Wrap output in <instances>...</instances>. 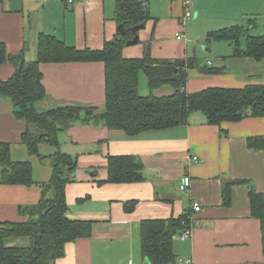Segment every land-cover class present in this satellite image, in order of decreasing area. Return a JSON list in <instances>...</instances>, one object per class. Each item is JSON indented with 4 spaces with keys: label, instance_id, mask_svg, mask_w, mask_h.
<instances>
[{
    "label": "crops",
    "instance_id": "obj_1",
    "mask_svg": "<svg viewBox=\"0 0 264 264\" xmlns=\"http://www.w3.org/2000/svg\"><path fill=\"white\" fill-rule=\"evenodd\" d=\"M143 2L150 17L136 31L138 41L123 48L126 58L143 57L147 48L154 59L194 58L197 67L188 70L187 92L264 82L263 60L235 56L230 41L208 40L210 32L226 26L242 25L254 34L264 22V0H192L194 17L183 27V0ZM116 3L3 0L0 42L11 54L23 52L26 60L37 58L41 33L78 49H102L121 29L115 19ZM179 32L181 39L176 35ZM242 43L245 45L244 40ZM203 67L220 71L205 73ZM40 69L46 96L36 103L39 111L60 106L96 107V114L104 111V62H44ZM14 71L10 62L0 63L3 80ZM168 85L151 91L146 72L139 73L142 95L172 94L175 89ZM14 111L12 101L0 96V141L11 143L14 161L31 162L34 183H3L0 164V222L27 220L29 215L21 212V207L40 202L42 184L50 180L53 171L49 159L42 161L38 154L36 158L29 153L21 138L26 124ZM257 135H264V116L216 125L210 124L202 111L193 112L187 124L137 135L95 120L78 121L60 132L59 149L78 161L74 181L66 188L67 214L71 219L93 221V230L90 237L68 243L65 255L51 264H145L142 220L178 217L185 212L191 235L186 239L175 235L176 264H183L180 258H191L192 264H264L261 221L253 216L250 201L251 189L264 194V153L247 142L248 137ZM56 151L48 142L39 146L43 156ZM126 154L143 163V180L100 183L108 176V156ZM195 156L198 159H193ZM186 175L191 177V185L182 191L180 184ZM129 200L137 202L130 212L125 209ZM194 200L201 204L199 211L192 208Z\"/></svg>",
    "mask_w": 264,
    "mask_h": 264
},
{
    "label": "trees",
    "instance_id": "obj_2",
    "mask_svg": "<svg viewBox=\"0 0 264 264\" xmlns=\"http://www.w3.org/2000/svg\"><path fill=\"white\" fill-rule=\"evenodd\" d=\"M3 0H0V2ZM150 17L141 0H117L115 19L121 29L102 49H78L51 34L41 33L38 56L26 60L24 53L11 54L0 42V63L15 66L13 75L0 77V96L12 101L15 115L26 124L22 141L30 154H38L42 161L50 160L52 176L42 184V198L38 204L21 207L29 215L25 221L0 222V264H51L65 255L66 245L79 238L90 237L93 221L71 219L66 199L67 185L74 181L77 158L59 149V134L78 121H102L110 129L129 135L149 129H163L184 125L191 114L202 111L210 124L237 122L248 116H264V82L248 83L242 87H207L187 92L189 69L197 67L189 60L154 59L150 49L140 58H126L123 48L135 36L134 28ZM208 40H225L234 44L235 56L264 60V33L251 34L242 25H234L208 34ZM244 40L245 45L242 41ZM105 63L106 100L104 111L96 114V107L60 106L41 112L36 103L46 96L43 73L44 62ZM205 73L219 72L216 68H202ZM144 70L151 91L169 84L175 91L168 95L139 93V73ZM48 142L57 148L50 156L39 154V146ZM250 148L264 153V135L248 137ZM2 182L6 184L34 183L30 161H14L11 143L0 141ZM108 176L100 183H131L143 180V163L134 155H109ZM228 188L224 189L227 201ZM251 210L260 219L264 252V194L250 190ZM136 200L125 203L133 211ZM189 222L188 213L178 217L146 218L141 222L142 253L145 264H176L174 237ZM28 238V245H8L7 241Z\"/></svg>",
    "mask_w": 264,
    "mask_h": 264
},
{
    "label": "built area",
    "instance_id": "obj_3",
    "mask_svg": "<svg viewBox=\"0 0 264 264\" xmlns=\"http://www.w3.org/2000/svg\"><path fill=\"white\" fill-rule=\"evenodd\" d=\"M73 0H70V2H72ZM144 1V0H142ZM170 1V0H169ZM184 1V12L183 15L180 19V23L183 26H185L186 22L190 19H192L194 17L193 14V2L192 0H183ZM183 30H181L182 32ZM181 32L177 33V38L181 39L182 38V34ZM193 159H198L196 156ZM191 185V177L189 175H186L181 184H180V189L182 191L186 190L189 186ZM192 208L195 211H199L201 209V204L197 201L194 200L192 202ZM190 220V219H189ZM178 238L181 239H186L191 235V226L190 223L187 222L184 227L182 228V230L176 234ZM180 262H182L183 264H192V259L191 258H180Z\"/></svg>",
    "mask_w": 264,
    "mask_h": 264
},
{
    "label": "rangeland",
    "instance_id": "obj_4",
    "mask_svg": "<svg viewBox=\"0 0 264 264\" xmlns=\"http://www.w3.org/2000/svg\"><path fill=\"white\" fill-rule=\"evenodd\" d=\"M227 27V26H226ZM255 35H257V34H262V33H264V22L262 23V25L261 24H259V26L257 27V29L253 32ZM228 42V41H227ZM226 41H225V43H227ZM36 57V56H35ZM34 59V58H33ZM264 61V60H263ZM262 61V62H263ZM204 64H205V62H204ZM206 65H209V64H206ZM264 75V74H263ZM144 77H143V75L141 76V79H143ZM169 86V85H168ZM170 88H172L171 86H169ZM142 91V90H141ZM16 157H20V155H16L15 156V158ZM33 157H36L37 158V155L36 154H34L33 155ZM1 167V166H0ZM2 168V167H1ZM30 243V241H29V239L28 238H17V239H14V240H12V239H10L9 241H7V244L8 245H28Z\"/></svg>",
    "mask_w": 264,
    "mask_h": 264
},
{
    "label": "water",
    "instance_id": "obj_5",
    "mask_svg": "<svg viewBox=\"0 0 264 264\" xmlns=\"http://www.w3.org/2000/svg\"><path fill=\"white\" fill-rule=\"evenodd\" d=\"M139 27H141L140 25H138V26H136L135 28H134V32H136L138 29H139ZM138 41V36L136 35L132 40H130L129 42H128V44H130V43H135V42H137Z\"/></svg>",
    "mask_w": 264,
    "mask_h": 264
}]
</instances>
